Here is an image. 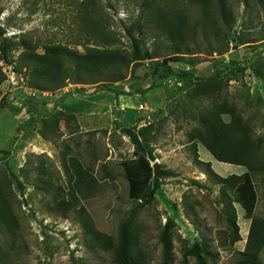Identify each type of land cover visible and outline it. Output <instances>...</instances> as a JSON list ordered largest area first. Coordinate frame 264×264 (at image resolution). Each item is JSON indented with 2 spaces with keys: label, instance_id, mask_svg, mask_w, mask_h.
Masks as SVG:
<instances>
[{
  "label": "rangeland",
  "instance_id": "rangeland-1",
  "mask_svg": "<svg viewBox=\"0 0 264 264\" xmlns=\"http://www.w3.org/2000/svg\"><path fill=\"white\" fill-rule=\"evenodd\" d=\"M223 4L224 16L217 0L208 6L197 0H0L5 35L20 43L10 55L23 66L26 80L24 70L29 76L30 68L18 59L25 45L32 56L43 54L46 46L59 45L79 54L90 48L118 49L128 57L132 47L125 27H132L143 49L154 56L133 73L124 69L119 81H114L120 72L117 68L103 69L95 76V71H76L68 60L63 86L48 88V95L35 98L27 96V83L8 84L6 61L1 63L0 58V264H114L120 225L134 208L131 248L142 264L161 262L159 236L169 219L171 264H183L184 248L196 241L207 246L204 264H234L241 257L251 218L237 192L218 184L206 162L221 177L241 174L246 167L216 160L198 139L189 138L191 129L199 126L198 114L205 108L214 112L215 97L191 99L186 82L173 77L153 81L150 75L156 62L173 52L194 53L195 76L206 78L214 69H222L224 102L235 106V114L260 143L264 164L263 83L248 73L241 76L244 84L233 81L224 68L229 60L235 66L253 62L264 73V0H223ZM82 9L91 10L97 21L86 17L83 21ZM164 11L186 19L184 37L163 27L160 14ZM169 64L176 70L186 67ZM101 82L134 95L137 105L143 103V109L136 108V123L123 119L124 113L118 114L114 105L110 109L107 92L101 93L105 101L93 110L94 127H81L70 110L52 106L65 99L63 105L70 107L73 97L68 98L74 93L110 91ZM64 87L69 93L54 95ZM221 118L229 122L231 115ZM143 126L147 127L141 138L152 149L154 160L124 131V127L137 131ZM40 141L46 146H40ZM154 162L161 169V185L152 202L144 204L142 193L158 178ZM163 171L168 174L162 175ZM252 179L253 214L264 220V170ZM226 200L233 210L226 212ZM229 217L241 237L234 243ZM258 259L264 264V246ZM186 264L199 263L188 256Z\"/></svg>",
  "mask_w": 264,
  "mask_h": 264
},
{
  "label": "trees",
  "instance_id": "trees-1",
  "mask_svg": "<svg viewBox=\"0 0 264 264\" xmlns=\"http://www.w3.org/2000/svg\"><path fill=\"white\" fill-rule=\"evenodd\" d=\"M203 2L205 6H208L213 0H197ZM222 16H224V4L223 0H217ZM0 8V13H1ZM80 16L84 21L87 20L96 22L97 20L90 14L92 11L82 9ZM161 24L166 28L167 32L173 35L176 33L179 37L185 36V29L187 28L186 19L179 13L172 11H164L160 14ZM173 24V26H172ZM127 36L131 41V53L130 56H126L120 50L116 49H94L90 48L85 53L79 54L71 51L64 46L49 45L45 47L43 54H30L28 49L30 46H22L24 50L19 56V61L24 66L30 68L27 76L26 69L24 74L27 77V84L31 88L46 90L48 88H60L63 86L64 80L67 78L66 64L65 62L71 60L74 63L76 71L83 72L95 71L94 75H99L101 70H111L117 68L120 72L114 81L122 80L125 76L124 69H130V73L135 72L136 68L141 65V62L146 59L154 58L153 54L148 49H143L142 43L139 37L134 35L132 27H125ZM5 29L0 24V58L6 62L15 63L14 68L17 72L22 73L24 68L19 62L13 61L10 53L13 48H17L20 43L14 41L12 38H8ZM170 35V36H171ZM170 61L184 63L185 68L175 69ZM224 64V68H227L228 78H240L244 72L249 69L264 86V73L255 66V63L247 66H235L233 61ZM26 64V65H25ZM196 64L195 55L193 52L177 54L173 52L168 57H164L162 62H156L152 73L153 81L157 79H171V77L179 79L187 83L188 97L195 99L196 96H213L215 97L212 103L215 107L214 112L207 111V108L199 115V126L191 129L189 138L191 140L198 139L205 149L218 161L227 162L234 165L245 166L246 171L241 174H230L227 177H221L217 175L210 168V162H206L209 171L216 176L217 183L222 185L223 188L237 192L238 201L245 209L248 216L251 218L250 229L247 237L245 249L241 252V257L234 264H262L258 259L260 249L264 246V220L257 216H254L253 209L255 207L256 192L254 189L253 175L258 170H264V164L260 162L261 159V146L258 141H255L252 133L249 130V126L246 122L240 118V115L235 114L234 105H228L226 102V96L223 94V86L226 83L223 81L222 69H214V74L201 78L195 76L194 66ZM19 65V66H18ZM239 65V64H238ZM105 71V70H103ZM112 71V70H111ZM31 76V77H30ZM233 78V79H234ZM228 79V80H229ZM99 80H97L98 82ZM230 81V80H229ZM42 82V84L40 83ZM44 84V85H43ZM103 89L115 92L116 95L123 94L119 91H114L106 82H101ZM145 91V90H144ZM142 91V93H144ZM218 98V99H217ZM222 101H219V100ZM219 101V102H218ZM57 114L60 112H56ZM230 113L231 120L224 122L221 118L222 114ZM62 116L63 114H59ZM147 126L139 127L137 131L133 128L124 127V131L127 133L131 142L150 160H154L152 149H150L141 138L143 130ZM44 134V132H42ZM41 133V134H42ZM162 175H167V171H163ZM161 177V176H160ZM19 188L22 190L23 186L18 180ZM160 179L155 178L152 183L144 190L141 195V201L144 204H150L155 198V192L160 187ZM62 203L67 204L68 201L62 200ZM231 202L225 201V210L228 212V208L232 209ZM233 210V209H232ZM137 209L134 208L128 217L121 223L119 229L118 244L114 251V264H142V260L138 255L132 254V222L136 215ZM169 219L165 223L160 236L159 241L162 246V260L159 264H171V222ZM228 221L232 225V243L241 239L238 226L234 222V218L229 217ZM202 254L209 255L207 246L200 242H194L190 247H185L182 257L183 264H186L188 256H193L197 259L199 264H204L205 261Z\"/></svg>",
  "mask_w": 264,
  "mask_h": 264
},
{
  "label": "crops",
  "instance_id": "crops-1",
  "mask_svg": "<svg viewBox=\"0 0 264 264\" xmlns=\"http://www.w3.org/2000/svg\"><path fill=\"white\" fill-rule=\"evenodd\" d=\"M70 89L68 87H64L63 89H60L54 93L55 96H57L58 93L59 95L69 93ZM103 92H107V98L110 99L107 104L109 105L110 109H112V106L114 105L115 108H117V113H124V116H122L123 119L129 120L131 122L134 121L136 123V108H138V105L136 104V98L134 95L131 94H119L114 96V93L111 91H96V92H91V93H86V94H78L74 93L72 96H69L68 99L73 97L72 101H69L68 104H70V107H66L63 105V103H66L67 101L64 99L62 101H57V103L52 104L56 105L58 109L65 111V110H70L71 113L75 114L78 119L81 127L87 128V127H94V120L95 118L92 117L93 110L96 109L97 105H101L102 102L105 101L104 98H106L103 94ZM140 93V94H139ZM138 94L141 95L143 94L142 92H139ZM104 96V97H103ZM103 97V98H102ZM148 97L145 95V99ZM112 103V104H111ZM49 105V104H48ZM73 105V106H72ZM106 105V103L104 104ZM49 107H51L49 105ZM92 110V111H91ZM135 112V113H134ZM40 146H46L44 143L41 141L38 143ZM35 147V146H34ZM207 159V158H206ZM207 161H210V159H207Z\"/></svg>",
  "mask_w": 264,
  "mask_h": 264
},
{
  "label": "built area",
  "instance_id": "built-area-1",
  "mask_svg": "<svg viewBox=\"0 0 264 264\" xmlns=\"http://www.w3.org/2000/svg\"><path fill=\"white\" fill-rule=\"evenodd\" d=\"M3 61L4 60L1 59V63H4ZM5 64H6V66H5L6 71L5 70L4 71L6 74V81H8V84H9V82L12 85H18V83H20V82L23 84H26L27 80L24 78L23 73L17 72L15 70L14 63L5 62ZM244 73H248L250 76H252L254 81H260L249 69H247ZM233 81H240L244 84V81H243V79H241V77L236 78V80L234 78ZM48 94H49V92L46 90H39V89L31 88V87H29L27 90V96H29L31 98H33V97L35 98V97H39V96L45 97ZM138 108L143 109L144 108L143 103H139Z\"/></svg>",
  "mask_w": 264,
  "mask_h": 264
},
{
  "label": "water",
  "instance_id": "water-1",
  "mask_svg": "<svg viewBox=\"0 0 264 264\" xmlns=\"http://www.w3.org/2000/svg\"><path fill=\"white\" fill-rule=\"evenodd\" d=\"M153 173H154V176H156V177H158L159 174L161 173V169H160V167H159V165H158L157 162H154V163H153ZM23 201H24V204L26 205V204H27V203H26V200L23 199ZM27 210H28L29 213L32 215V211H31V209H30L29 207H27Z\"/></svg>",
  "mask_w": 264,
  "mask_h": 264
}]
</instances>
